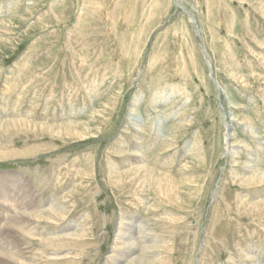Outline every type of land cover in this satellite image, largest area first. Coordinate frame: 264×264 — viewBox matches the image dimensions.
<instances>
[{
    "label": "rangeland",
    "instance_id": "1",
    "mask_svg": "<svg viewBox=\"0 0 264 264\" xmlns=\"http://www.w3.org/2000/svg\"><path fill=\"white\" fill-rule=\"evenodd\" d=\"M0 200L22 264H264V0H0Z\"/></svg>",
    "mask_w": 264,
    "mask_h": 264
},
{
    "label": "bare ground",
    "instance_id": "2",
    "mask_svg": "<svg viewBox=\"0 0 264 264\" xmlns=\"http://www.w3.org/2000/svg\"><path fill=\"white\" fill-rule=\"evenodd\" d=\"M159 181V180H158ZM124 182V181H123ZM14 184V183H13ZM26 190V189H25ZM14 204V203H13ZM35 206V205H34ZM3 203L0 200V223L4 221L2 218V210ZM32 207V206H31ZM4 210V208H3ZM11 210V209H10ZM22 212V211H21ZM23 213V212H22ZM21 213V214H22ZM4 214V213H3ZM7 216V215H6ZM219 218V217H218ZM223 219V218H222ZM7 221V220H6ZM13 221V218H10V222ZM220 221V220H219ZM15 226L17 231H20L25 227V219L20 216L19 219H15ZM226 223V222H225ZM6 224V223H5ZM216 227V226H215ZM213 230V229H212ZM33 234H36V231L33 232ZM225 234V233H224ZM218 236V235H217ZM24 251L22 248H19L18 246L11 247V249H8L7 247H0V264H22L25 262L26 257L24 255Z\"/></svg>",
    "mask_w": 264,
    "mask_h": 264
}]
</instances>
